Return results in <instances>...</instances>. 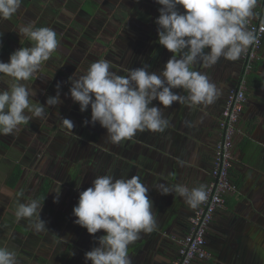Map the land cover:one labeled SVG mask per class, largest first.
I'll return each instance as SVG.
<instances>
[{
	"label": "crops",
	"instance_id": "0c3cea01",
	"mask_svg": "<svg viewBox=\"0 0 264 264\" xmlns=\"http://www.w3.org/2000/svg\"><path fill=\"white\" fill-rule=\"evenodd\" d=\"M261 1L257 0L254 16ZM160 7L155 0H22L17 14L0 20V61L8 62L15 50L31 46L18 35L19 27L27 23L52 28L59 41L37 78L27 83L36 91L33 102L41 104L56 95L60 83L62 103L46 106L44 118L30 119L18 132L0 134V187L14 193L11 198L0 195V246L14 251L18 264H91L85 261V253L98 246V238L105 233L89 234L74 223L72 212L79 192L105 174L115 179L139 176L153 202L157 228L129 245L132 264H172L177 258L178 240L188 233L189 216L196 208L174 193L161 195L155 188L158 183L190 188L209 184L219 118L227 90L240 74L242 56L236 61L222 57L211 68L195 66L220 89L213 104L189 107L173 102L164 108L153 101L170 121L169 127L163 133L137 132L119 145L107 140V131L99 123L85 125L91 117L78 113L79 104L67 94L69 77L85 74L91 64L83 56H94L97 50L110 53V71L120 75L142 64L150 65L149 71L163 70L172 53L158 43L155 20ZM10 82L11 78L0 74V89L8 88ZM173 91L186 94L181 89ZM246 96L232 148L230 177L236 190L226 194L224 208L216 211L210 223L206 249L211 258L194 264H264V57L255 62ZM61 118L71 120L73 129L64 126ZM16 168L21 175L11 186L8 179ZM64 189L71 191L65 193L67 198ZM59 190L54 212L63 210L66 222L53 220L49 213ZM30 199L43 205L41 218L48 230L36 232L26 219L16 220L17 204ZM56 239L66 245L58 258L52 250Z\"/></svg>",
	"mask_w": 264,
	"mask_h": 264
},
{
	"label": "clouds",
	"instance_id": "9594fccd",
	"mask_svg": "<svg viewBox=\"0 0 264 264\" xmlns=\"http://www.w3.org/2000/svg\"><path fill=\"white\" fill-rule=\"evenodd\" d=\"M155 3L161 6L155 20L158 43L172 53L163 70L149 71L150 65L142 64L120 75L110 71L109 60L101 59L91 63L78 78L69 77L72 101L79 104L82 113L91 107V119L84 121L85 125L99 123L112 144L131 140L137 132H165L170 121L161 108L153 106V101L164 108L173 102L189 107L213 104L220 89L205 72L194 70L195 66L211 68L222 57L236 61L257 41L255 32L248 27L257 0H155ZM21 4L22 0H0V20H10ZM18 35L30 41L31 46L15 50L8 62L0 61V74L11 78L8 88L0 89V134L3 135L18 132L19 126L30 119L44 118L46 106L57 107L62 103L60 83L56 85V95L48 96L45 104L33 102L36 91L27 83L37 78L41 67L57 50V33L52 28L27 23L19 27ZM61 119L64 126L73 129L71 120ZM155 189L161 195L174 193L193 209L209 196L204 185L190 188L185 184L158 183ZM148 191L139 176L115 179L105 174L97 176L90 187L79 192L72 212L76 217L74 223L89 234L99 230L105 233L98 238V246L85 253L86 262L132 264L129 245L157 228ZM0 195L11 198L14 193L0 187ZM59 195L60 190L54 202H58ZM42 207L38 199L18 203L15 218L26 219L36 232L46 231ZM0 264H18L16 253L0 246Z\"/></svg>",
	"mask_w": 264,
	"mask_h": 264
},
{
	"label": "built area",
	"instance_id": "2783aa9c",
	"mask_svg": "<svg viewBox=\"0 0 264 264\" xmlns=\"http://www.w3.org/2000/svg\"><path fill=\"white\" fill-rule=\"evenodd\" d=\"M257 36V41L242 54V66L236 82L226 93L223 109L219 118L220 134L214 146L213 165L210 170V182L206 186L208 199L189 216V231L178 240V256L172 264H194L205 260L209 253L206 249L207 233L214 214L224 208L226 194L236 190L231 180L232 148L236 125L246 103L248 78L252 74L255 62L262 57L264 41V0L248 25Z\"/></svg>",
	"mask_w": 264,
	"mask_h": 264
},
{
	"label": "rangeland",
	"instance_id": "374dc122",
	"mask_svg": "<svg viewBox=\"0 0 264 264\" xmlns=\"http://www.w3.org/2000/svg\"><path fill=\"white\" fill-rule=\"evenodd\" d=\"M86 6H87V4H86ZM7 21H4V25L5 26H7ZM8 27H10L11 28V26L9 25ZM7 33H4V36L6 35ZM104 38L106 39V36H104ZM1 39H3V38H0V43H1ZM62 48H66V46L64 45V46H61ZM108 51V50H107ZM110 53H107V52H105V51H103V52H100L99 50H97L96 51V53H94V56H87L86 57V55H84L83 56V58L84 59H88V60H91V63H93V62H96V61H98V60H101V59H107V60H109L108 59V55H109ZM88 65H90V64H88ZM87 69V68H86ZM111 69H113L112 67H111ZM110 69V70H111ZM82 70V69H81ZM81 70H80V72H81ZM115 70H117L116 68H115ZM79 72V73H80ZM76 74V73H75ZM46 87H48V85L46 86ZM53 93V92H52ZM67 94H69V92H67ZM70 95V94H69ZM71 110H73V108L74 107H72V105H70V107H69ZM78 113H82L81 111H77ZM84 114H85V116L86 117H91V111H85V112H83ZM64 194H63V197L64 198H67L66 196V194L65 193H71V191H69V190H65L64 189ZM74 190H72V192H73ZM53 196H56V195H53ZM55 197H53V201H51V204L52 205H54L55 204V202H54V199ZM64 203H69V201H64ZM58 204V203H57ZM57 204H55L50 210H49V213L53 216V220H62L63 222H66L65 221V219H66V217H64V212H63V210H59V211H57V212H54V209L56 208V206H58ZM57 214V216L55 217V215ZM65 243L64 242H62L61 240H57L56 239V241H54V243H52V247H54V249H52V250H54L55 251V257L56 258H58L59 256H60V254H58V256H57V253H58V251H59V253L61 252V251H63L64 250V248H65ZM207 247H208V244H207ZM60 264H63V262H61Z\"/></svg>",
	"mask_w": 264,
	"mask_h": 264
},
{
	"label": "trees",
	"instance_id": "16d2710c",
	"mask_svg": "<svg viewBox=\"0 0 264 264\" xmlns=\"http://www.w3.org/2000/svg\"><path fill=\"white\" fill-rule=\"evenodd\" d=\"M263 46H264V41H263V45H262V49H263ZM262 51V50H261ZM254 71V69H253ZM253 73V72H252ZM251 77V75H250ZM250 77L248 79V86L250 85ZM263 83V81L261 80L258 84V86H261ZM21 175V169L20 168H16V170H14L12 172V174L10 175L9 179H8V184L11 185V186H14V184L16 183V181L19 180V177ZM47 190H48V185H44L41 189V196H40V200L43 201L44 200V196L46 195L47 193Z\"/></svg>",
	"mask_w": 264,
	"mask_h": 264
},
{
	"label": "flooded vegetation",
	"instance_id": "af4514ba",
	"mask_svg": "<svg viewBox=\"0 0 264 264\" xmlns=\"http://www.w3.org/2000/svg\"><path fill=\"white\" fill-rule=\"evenodd\" d=\"M208 244V243H207ZM207 244H206V246H207ZM209 253V252H208ZM209 258H211V254L209 253V256H208V258L207 259H209ZM207 259H205V260H207Z\"/></svg>",
	"mask_w": 264,
	"mask_h": 264
}]
</instances>
